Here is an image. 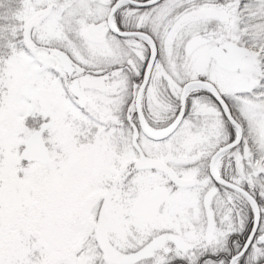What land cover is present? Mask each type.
I'll return each mask as SVG.
<instances>
[{
  "label": "rangeland",
  "instance_id": "obj_1",
  "mask_svg": "<svg viewBox=\"0 0 264 264\" xmlns=\"http://www.w3.org/2000/svg\"><path fill=\"white\" fill-rule=\"evenodd\" d=\"M57 1L50 0V7H57ZM111 1L68 0L60 17L54 14V7L50 8L44 22L31 20L25 25L20 20L25 19L26 22V16L40 12L41 6H35L32 0H3L5 6L0 13L3 14L0 16V67L7 77H2L0 82V115H15V134L19 145L0 156V264H44L48 257L36 245L41 233L50 236L51 246L57 242L56 237L65 236L69 229L72 232L75 226H87L90 230L85 242L82 243L80 237L86 228L78 229L77 237L72 239L75 246L80 247L79 251L78 248L75 250L78 253L74 256L71 246L68 253H58L47 264H68L69 260L75 264H114L109 257L103 256L104 250L100 246H105L111 254L121 256L137 250L161 233H171L180 238L186 253L179 254L175 249L161 246L142 264H221L220 260H200L205 253L221 254L228 235L241 226L243 214L239 206L242 204L238 198L218 192L205 173L208 158L226 141V129L217 115L209 113L207 117H198L194 115L195 110L190 109L177 131L168 139L155 143L140 135L138 143L146 156L147 168L127 179L122 177L125 168L139 170L132 167L137 164L135 155L127 146H122L127 144L130 147L129 130L111 125L105 129L101 124L96 125L92 118L98 114L105 119L117 117L120 110L116 109L130 97L126 73L131 71L137 74L143 58L135 62L131 56L126 73L106 79L105 93L98 94L90 86L84 85L83 92L89 101L83 110L68 98L66 84L53 79L52 71H47L51 63L45 68L46 71L34 73L33 78L26 79L33 74L30 67L33 66L34 70L38 62L37 57L32 58L28 51L29 58L26 50H22L24 46L27 49L28 44L35 47V53L41 46H49L51 50L61 47L78 55L77 62L84 65L89 61L99 62L97 56L109 57L114 48L128 44L133 49L142 48L134 41H123L103 32ZM213 2L165 0L156 9L160 12L158 17L144 18L145 13L140 14L142 25L155 23L154 33L159 49L156 68L143 95L144 114L155 125L167 118L162 116L168 113L163 110L169 107L165 101L162 102L160 83L167 81L166 87L177 98L178 85L196 74L195 63L185 53L186 43L191 44L200 34H212L213 40L222 35V44L234 42L251 49L252 56L243 61L238 73L227 75L210 67L207 74L237 115L244 131L239 150L229 155L224 167L231 166L239 180L248 179L254 186H264V0ZM183 6L199 14L194 13L182 21ZM221 6L225 10L219 11L220 17L203 14L205 9L214 11ZM178 13L179 18H176ZM25 27L27 32L23 34ZM16 36H20L19 41H16ZM18 45H23V48H17ZM92 53L95 57L87 58ZM38 57L40 59L42 56ZM16 90L17 97L14 98ZM126 105V114L128 111L134 113L133 103ZM204 106L209 112L213 108L208 103H204ZM37 116L56 123L61 116L66 126L62 131L55 126L58 133L51 128L46 135L52 160L49 168L25 164L18 157L22 142L40 121ZM78 140L81 144L77 143ZM11 155L17 160H12ZM6 158L10 159L8 165ZM173 159L188 164L182 167L173 162L175 167H172L181 181L193 185L188 190L167 189L166 177L159 167L170 169ZM89 168H93L92 174L85 176ZM38 178L42 179L48 194H43L39 205L34 206L37 199L34 183ZM107 179L111 183V197L123 200L125 210H130L134 215V222L132 218L128 219L130 225H136L129 228V239L123 234L115 239L117 230L113 232L109 226L108 221L112 218L109 212L105 214V210L112 201L101 200L109 192L101 190L107 188L103 185ZM212 192L216 195L213 196ZM224 199L231 202L230 209L236 214L227 208L222 201ZM47 203L46 211L43 207ZM192 204H199L201 214H195L199 210ZM202 204L209 214L213 213L211 235L208 234ZM168 206L169 210L166 209ZM188 206L192 207L193 213L188 211ZM145 212L153 223L146 222L139 226L136 219ZM100 222L104 227L100 226ZM191 222L197 225H191ZM98 230L100 244L96 240ZM253 247L251 253L254 249H264L262 221ZM252 255L255 257L254 253Z\"/></svg>",
  "mask_w": 264,
  "mask_h": 264
},
{
  "label": "water",
  "instance_id": "obj_2",
  "mask_svg": "<svg viewBox=\"0 0 264 264\" xmlns=\"http://www.w3.org/2000/svg\"><path fill=\"white\" fill-rule=\"evenodd\" d=\"M121 1L122 0L116 2V4H114L111 7V10L108 14L107 25L110 28V31L113 34H116L120 37L141 36V37L145 38L150 44V54H149V58H148V61L146 64V69H145L142 82L139 86V89L137 91L135 101H134V108L136 111L139 127L142 130V132L145 134V136L148 139L153 140V141H161L163 139H166L169 135H171L176 130V128L178 127V125L180 124V122L183 118L185 94L188 90L195 88V87H201V88H204L206 91H208V93L217 102L222 114L224 115V117L226 118L228 123L236 131L235 139L232 142H230V143L222 146L221 148H219L211 156L210 161H209V165H208V173H209V176L214 183L221 185V186H223L227 189H230L231 191L241 195L243 198L248 200L253 207V222H252L251 231H250L249 236L245 242V245L242 247L240 252L237 253L236 255H234L229 260V264H232L235 259L239 258L245 252L246 248L249 246V244L251 243V241H252V239L256 233V230H257L258 224H259V218H260L259 208L257 206L256 201L253 199V197L246 190H244L243 188H241L240 186H238L236 184H232V183L222 179L219 176V174L217 172H215V170L213 169V165H214V162H215L217 157H219L224 152L234 148L236 145H238L241 142L242 128H241L240 124L237 123L232 118L225 102L222 100L217 89L210 82L204 81V80H190V81L186 82L185 84H183V86L181 88V92H180V96H179V111H178L177 117L174 120V122L161 134L153 135L147 131L145 124L143 122L142 108H141V95H142V92H143V90L147 84V81H148V78H149V75L151 72V68H152L153 62H154L155 57H156V49H155V45H154L153 41L151 40V38L145 34L138 33V32H118V31H115L114 29L111 28V26H110L111 17L113 15L114 10L120 4ZM158 1H160V0H153L150 3L154 4V3H157ZM122 2L132 3L131 1H122ZM146 5H148V3ZM249 54L250 53H249L248 49L241 48V47H239L233 43L229 44L226 47V52H223L221 49L216 48V47H213L208 51L209 58L211 60H213L220 69H222L226 72H236L240 66L241 60L245 57H248ZM61 63L64 66V64H66V59L62 58ZM69 91L74 98L79 97V90H78L76 82H73L70 85ZM50 124H51L50 122L43 124L41 126V128L38 131L34 132L33 135L26 141L25 148L21 151V156L25 160H27V161H38L39 163H42V164L48 163L46 149L43 146L40 137H41V133L47 127H49ZM136 134H137V128L134 127V132H133V136H132V145L137 150V152L139 154V159L143 160L144 155L136 144ZM32 143H34V144H32ZM32 147H33V150L35 148L36 151H38V153L34 154V152H33L32 155L30 156L28 154L29 153L31 154ZM39 150H40V152H39ZM172 241L174 242V244L178 248H180L179 243L176 240H172ZM159 242H160V240L152 241L147 246H145L143 249L124 257V259L121 261V263L122 264H135V263L145 259L150 254V252L154 249V247L156 245H158ZM262 264H264V262Z\"/></svg>",
  "mask_w": 264,
  "mask_h": 264
},
{
  "label": "bare ground",
  "instance_id": "obj_3",
  "mask_svg": "<svg viewBox=\"0 0 264 264\" xmlns=\"http://www.w3.org/2000/svg\"><path fill=\"white\" fill-rule=\"evenodd\" d=\"M49 2L50 0H32V3L36 4L35 6H41L40 12H36L35 14L29 13V15L26 16V22L25 19H22L20 21H22L24 24H27L28 21L31 20L44 22L47 18V15H49L48 11H50V8L56 7V5L50 7ZM67 2L68 0L57 1V7L54 10V14L57 16V18L60 17L61 14H63L64 9H66ZM131 2L132 3H130L126 7L125 17L118 22V25L123 26L128 22V20L141 17V13H145L144 18L150 16L158 17V14L160 15V12L156 10L158 6L150 3L152 2V0H131ZM147 3L148 5H146ZM54 4L56 3L54 2ZM4 6L5 3L3 2V0H0V13L3 11ZM128 45L129 46L114 48L115 50L110 52L111 54L109 55V57L104 58L103 56H97L99 62L89 61L87 63L88 65L78 63V55L72 54L68 51H64L61 47L55 48L52 50L50 58L51 60L49 61V63H51V67L56 69V74L52 77L53 79L64 82L65 84H69L72 81H76L78 83L80 96L75 100V102L77 107L80 110H83L84 106H86L87 104V101H89L88 99H86L87 96H85L83 92L84 85H88L98 94H102L107 90L105 86V80L110 77H114L115 74L116 76L122 75V73L129 68L131 56L135 58V62H140L141 59L145 56L147 52L145 48L133 49L130 44ZM90 57L94 58V53H92L91 56L87 55V58ZM62 58L66 59V64H64V66L61 63ZM44 65L45 64H41V62H39L38 70L44 72ZM126 74L131 79L137 80L136 72L132 73L131 71H129ZM158 132L159 131L151 130V134H157ZM236 244L240 245L242 244V241Z\"/></svg>",
  "mask_w": 264,
  "mask_h": 264
},
{
  "label": "flooded vegetation",
  "instance_id": "obj_4",
  "mask_svg": "<svg viewBox=\"0 0 264 264\" xmlns=\"http://www.w3.org/2000/svg\"><path fill=\"white\" fill-rule=\"evenodd\" d=\"M154 26H155V23L153 24V30H154ZM36 52L37 53H35V55H34V58L36 59V57H37V59H38L37 60L38 62H37L36 70L39 71L38 70V63L39 62H41V64H45L43 66L44 68L50 66L49 59L51 58V54H52L51 48L42 46V49L39 50V51H36ZM38 55H41L42 57L39 59ZM144 66H145V61L141 62V66H140V68L138 70V73H137L138 77H140V75L142 77ZM49 70L52 71L53 75L56 74V69L55 68L48 67L47 71H49ZM44 71H46V70H44ZM125 71L122 74L126 73ZM33 72H34V70H33ZM37 73H39V72H37ZM126 80L129 82V77L128 76H127ZM59 82H61V81H59ZM212 111L213 110H211V113H212ZM215 114L219 115V112L215 111ZM7 123H8V121L5 120V124H7ZM131 124L132 123H130V125H129V129H130ZM122 126H125V125H118L117 127L118 128H122ZM4 138H5V141H6V133L3 131L2 119L0 118V144L3 141ZM8 140H9V144H16V142L14 141V134L11 135L8 138ZM78 143L81 144V142L79 140H78ZM122 145H124V144H122ZM144 165H145L144 162L141 163V164L137 163L134 167L135 168H144ZM92 170H93V168H89L88 170H86L87 172L85 173V176L91 175L92 174ZM132 172L133 171L130 170V173H132ZM110 195H111V193H110V190H109V196ZM111 201H112V204L110 206H108V209L106 210L105 213L109 212L111 214V218H112L111 222L114 223V225L116 227H118V228H127L128 227L127 220L129 219V216H128L126 210H125V206L123 204H117V202H119V199L115 198L114 196L111 197ZM73 238H75V237L68 236V237L64 238L63 239V244H62L61 240H59L58 244L60 246H58V247L53 245V244L51 246H49V244H48L49 243V238H46V242H43V239H40L39 240V244L42 245V248L47 252V254L49 256L54 258L60 252L68 253L67 250H70L71 246H72V250L73 251L76 249L74 247L75 241L72 240ZM69 264H74V263L71 262V260H69Z\"/></svg>",
  "mask_w": 264,
  "mask_h": 264
},
{
  "label": "trees",
  "instance_id": "obj_5",
  "mask_svg": "<svg viewBox=\"0 0 264 264\" xmlns=\"http://www.w3.org/2000/svg\"><path fill=\"white\" fill-rule=\"evenodd\" d=\"M202 92H197L196 94H201ZM195 94V93H194ZM193 95V94H192ZM191 95V96H192ZM162 96L163 99L165 101V105H168V109L165 111H170V112H175V110L177 109V102L174 98V96H172V94L165 89V87L162 90ZM190 105V102L188 101V107ZM126 107V106H124ZM123 107V108H124ZM172 117H169L168 121L165 123H162L160 125H155L154 127L157 128H161L163 126H165L167 123H169V121L171 120ZM228 129H229V139L232 138V130L231 128L227 125ZM228 158V156L224 155L222 158V167L220 169L221 175L227 179L230 180L232 182L238 183L240 184L243 188H245L257 201L261 212L264 213V188H259V187H255V186H250L244 182H239L236 181L237 180V176L236 173L232 171V168L226 170L223 168V161H225V159ZM236 197L238 198V201L240 204H242V214H244V217L242 218L243 221V227H241L240 232L238 234L232 235L229 237V242L227 244V248H228V253L230 252H235L236 248L238 246V244L241 241H243L244 236L249 228L250 222H251V214L249 211V208L247 206V204L244 202V200L242 198H240L239 196L236 195ZM242 264V263H241Z\"/></svg>",
  "mask_w": 264,
  "mask_h": 264
}]
</instances>
